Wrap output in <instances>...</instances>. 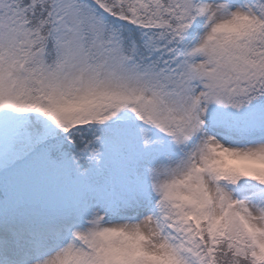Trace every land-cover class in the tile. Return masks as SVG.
<instances>
[{"label": "snow or ice", "instance_id": "snow-or-ice-1", "mask_svg": "<svg viewBox=\"0 0 264 264\" xmlns=\"http://www.w3.org/2000/svg\"><path fill=\"white\" fill-rule=\"evenodd\" d=\"M0 264H264V0H0Z\"/></svg>", "mask_w": 264, "mask_h": 264}]
</instances>
